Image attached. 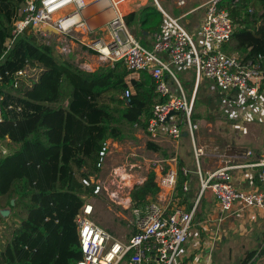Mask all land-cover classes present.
<instances>
[{"label": "built area", "instance_id": "obj_1", "mask_svg": "<svg viewBox=\"0 0 264 264\" xmlns=\"http://www.w3.org/2000/svg\"><path fill=\"white\" fill-rule=\"evenodd\" d=\"M127 1L129 0H24L12 23V39L8 50L31 29L42 44L51 45L47 40L55 36L58 42L57 49L55 48L57 52L61 56H76V63L81 64L76 66L82 71L93 73L97 71V66L99 69L122 63L129 75L148 73L155 83L156 93L165 98V102L154 105L153 117L146 124V131L151 135H163L173 140H180L184 131L188 133L194 143L202 193L211 191L224 211L231 210L236 202H241L246 208H259L264 212V192L235 188L231 183L229 168H220L207 177L202 175L199 165L202 149L195 145L197 124L192 119L198 86L203 80L213 82L223 95L232 92L240 94L238 100L227 102L229 109L224 106L226 115L231 117L237 115L243 104L258 99L264 91V56L256 61L245 62L223 50V45L245 27L242 21L245 19V12L254 16L256 10L248 8L235 21L231 10L221 7L222 0H209L197 40L178 18L155 0L162 14L163 25L153 35V50L149 51L131 33L125 15L119 9ZM240 2L241 0H234L232 8L239 7ZM91 7L94 10L91 11ZM97 21L104 23L97 24ZM80 49L87 53L77 54ZM89 52L97 57L99 64L89 63ZM5 62L6 55L0 59V68ZM188 68H193L196 76V88L189 97L175 73ZM31 71L28 69L16 73L15 88L19 87L22 79L27 80ZM129 75L126 78L127 89L122 96L127 104L135 94ZM6 76H10L8 72ZM3 84L4 77L0 76V86ZM3 100L4 92L0 87V101ZM17 110L21 111V108ZM2 122L3 113L0 108V123ZM109 150L106 141L99 154L95 181L89 177L83 179V184L93 187L95 196L106 192L117 198L119 194L115 190H119L120 185H113V182L99 176L105 167ZM247 155L251 157L253 153L248 151ZM146 164L149 171L159 167L155 161ZM141 165L126 161L114 168L111 177L119 182H132L135 179L133 172L140 169ZM248 166L259 168L258 178L264 182V157ZM159 169L155 183L160 191L174 190L178 184V170ZM182 171L187 177L189 172L184 168ZM146 181V178L138 180L133 184V189ZM189 188V184L183 187L186 192ZM87 198L85 196L84 204L75 218L83 253L82 260L77 264H178L181 249L188 240L196 207L187 211L179 206L165 207L158 201L149 200L142 209L134 210L138 216L136 232L127 242H121L96 222L95 206Z\"/></svg>", "mask_w": 264, "mask_h": 264}, {"label": "trees", "instance_id": "obj_2", "mask_svg": "<svg viewBox=\"0 0 264 264\" xmlns=\"http://www.w3.org/2000/svg\"><path fill=\"white\" fill-rule=\"evenodd\" d=\"M233 2L222 0L221 7L231 10L235 21L251 6L260 13L252 19L245 12V27L223 45V50L228 55H240L245 62L256 61L264 56V0H241L235 9ZM23 3L24 0H0V59L6 55L0 68V76L4 77L0 86L4 92V100L0 101V141L9 138L19 144L17 152L0 159V196L16 199L15 208L27 211L9 244L0 251V264H77L83 253L75 218L84 204L81 195L91 196L94 191L83 184V179L96 174L100 151L113 132L115 115H125L129 121L136 118L146 125L153 117L154 105L165 102V98L156 93L152 77L142 72L141 79L133 81L135 94L127 104L122 96L129 73L122 63L93 73L82 71L65 60L55 46L40 43L31 29L8 50L12 23ZM155 11L146 8L141 13V23ZM138 20V13L126 16L129 27ZM28 69L35 70L30 72L33 76L15 88L16 73ZM52 69L62 75L60 87L68 91L66 106H54L60 102L56 97L37 101L30 98L29 94ZM201 87L202 84L197 90L193 121L227 119L222 105L234 99L223 94L205 98L209 104L216 98L218 105L212 115L198 112ZM183 168L179 158V192L188 180ZM159 191L151 177L135 186L131 192L133 210L155 199ZM260 254L264 255V250ZM256 255L257 252L249 253L242 264H256L252 262Z\"/></svg>", "mask_w": 264, "mask_h": 264}, {"label": "crops", "instance_id": "obj_3", "mask_svg": "<svg viewBox=\"0 0 264 264\" xmlns=\"http://www.w3.org/2000/svg\"><path fill=\"white\" fill-rule=\"evenodd\" d=\"M89 1L91 2L92 0ZM181 1L183 2L182 4ZM164 2L170 4V6L174 5L168 11L171 15L172 13H179L182 10L181 8L186 5V0H178L176 4L175 0H164L162 5ZM148 3V0H129L121 5V10L125 17L132 13L140 14V20L134 23L132 27L128 26L129 30L134 36L141 34L144 39L151 37L153 42V35L161 29L163 18L162 16L161 18L155 17L156 12H154L142 24L143 14L141 13L146 8L155 9ZM92 10H94L93 7H91ZM157 12L162 15L160 11ZM145 13L149 14L150 12ZM189 16L198 19V16L192 12L183 14L181 17L186 19ZM202 19L196 21L195 31L193 27L190 29L192 32L186 28L197 40H199ZM96 23L103 24L104 22L97 21ZM163 57L166 59L165 56ZM101 68L105 67H100L99 69ZM99 69L97 66L96 70ZM176 72L182 73L184 70ZM190 72L195 75L193 70ZM129 78L133 86V81L141 79V73L131 74ZM208 81L204 80L205 83H201L202 89H210L213 93L217 91L214 83L211 81L208 83ZM179 83L184 90L182 83L180 81ZM195 88L196 76L190 86V95ZM6 92L9 91L5 90ZM227 102L229 101H226L222 106L229 109ZM227 116L229 117H227L228 119L223 117V119H217V121L202 119L195 122L197 124V130L194 134L195 145L198 149H202V155L199 158L202 175L207 177L220 168H229L232 178L231 183L235 188L264 192V182L258 178L260 169L248 166L264 157V138L262 137L264 132V95H260L258 99L250 100L243 104L236 116ZM217 123L223 126L227 125L228 128L220 127L219 131ZM145 126L142 120L133 118V121H129L125 115H115L113 132L107 140L110 147L109 155L106 159L105 167L100 171L99 176L104 180L113 182V185H120V189L115 190L119 196L113 198L106 192L97 196H86L88 197L87 200L95 206L96 222L106 228L114 239L127 242L136 232V222L129 237L121 236V228L112 219L113 215L117 216L120 213L116 211L117 209H113L109 202L115 203L124 209L131 207L133 210L131 204L133 184L143 178L148 181L150 177L155 182L159 176V167L168 170H178V160L180 158L184 162V169L189 172L188 180L184 183V185L189 184V191L186 192L183 189V191L179 192L181 182L179 177L178 188L161 190L155 199H149L158 201L165 207L179 206L187 211H191L196 207L194 220L188 233V240L181 249L178 264H242L247 255L254 252H257V255L252 262L264 264V255L260 254L264 250L263 210L246 208L241 202H236L229 211L222 210L211 191L207 190L202 193L201 178L198 173V163L191 137L189 135L184 136L185 132L180 140L166 139V137L160 135L149 134ZM188 140H191V144H188ZM184 145L186 146L184 147ZM18 150L19 144L12 142L9 138L0 141V159L11 156ZM248 151L253 153L251 157L247 155ZM126 161L142 164L140 169H136L133 172L135 179L132 182L127 181L125 183L113 180L111 174L114 168ZM149 161L158 162L159 167L149 171L146 164ZM122 191L127 196L123 197ZM118 198H125V201L123 203L117 202ZM15 205L16 199H10L9 196H0V214L3 216V221H7L8 216L12 215L13 212L11 211ZM99 209L102 210L97 218ZM137 218L138 216H135L136 221Z\"/></svg>", "mask_w": 264, "mask_h": 264}, {"label": "rangeland", "instance_id": "obj_4", "mask_svg": "<svg viewBox=\"0 0 264 264\" xmlns=\"http://www.w3.org/2000/svg\"><path fill=\"white\" fill-rule=\"evenodd\" d=\"M159 3L162 5V2L164 0H158ZM178 0H175V4L177 3ZM148 2L150 3V6H152L153 8L156 9V13H155V17L158 16V18L162 15H160L157 11H159L157 4L155 3V0H148ZM208 2L209 0H186V5L185 7L181 8L182 10L179 13H172V15L176 18H178L180 20V23L187 28L189 31H191V27H195V23L196 21H199L202 19L203 16H205L206 13V8L208 6ZM148 3V4H149ZM122 6H119V9L121 10ZM162 7H164V9H166L167 11L171 10L172 7H174V5L168 4L167 2H164ZM248 8H253V6L248 7ZM122 11V10H121ZM195 13L196 16H198V19H194V17H187L186 19L181 17L183 14L186 13ZM260 12H258L257 8H256V13L254 16H251L252 19H255V17L257 15H259ZM181 17V19H180ZM204 18V17H203ZM187 30V31H188ZM195 31V30H194ZM193 31V32H194ZM192 32V31H191ZM136 39L141 43V45L146 48L147 50L151 51L153 50V42H152V38L149 37L147 39H144L141 34H137L135 35ZM49 44H52L53 46H55V48L57 49V38L55 36L49 38L48 40ZM234 44V42H233ZM228 52V51H227ZM81 53H87L86 50L84 49H80L79 51H77V54H81ZM89 63L94 64L95 62L98 63L97 61V57L95 55L92 54V52H89ZM230 53V52H229ZM234 54V53H232ZM236 57L240 56L238 54H235ZM65 60H69L71 61L75 66H80L81 64H77L76 63V56L73 55H69V56H63ZM99 64V63H98ZM107 68V67H106ZM193 70V72L195 73L193 68H188L187 70H184V72L180 73V72H175L176 76L178 77V80L182 83L184 90L186 92V95L189 97L190 96V86L192 85L193 81H194V77L195 75L192 74L190 71ZM35 75V74H34ZM30 76H33L32 74H30ZM61 79H62V75L55 69H52L51 72H49L44 79L39 83V86H36V88L34 89V91L32 93H30V98L33 100H40V99H44V98H49V97H56L58 98V100L60 101L57 104H53L54 106L58 107V106H66L67 105V99H68V91L66 89V87L64 86L63 88L60 87V83H61ZM203 81H201V83H203ZM22 83H26L25 79H22L19 82V87L21 86ZM200 83V84H201ZM205 83V82H204ZM208 83H210L208 81ZM17 88V89H18ZM203 88V87H201ZM217 94L220 95L221 92L217 89V91H215L214 93L212 92V90L210 89H202L200 91L199 94V98H200V102H201V106L198 109V112L202 113L204 116L210 114L212 115L213 110L217 108V101L216 98H214V101L211 102L210 104L205 102V98H207V96H213V95ZM261 95H264V91L261 92ZM226 98L232 97L235 100H238L240 97V94L236 93V92H232V93H228L224 95ZM199 100V99H198ZM229 118V117H228ZM227 118V119H228ZM210 121H217V119H213ZM217 126L219 127V131H220V127H227V125H221L219 123H217ZM228 128V127H227ZM163 136V135H160ZM166 137V136H163ZM262 137L264 138V132L262 134ZM166 139H170L168 137H166ZM172 140V139H171ZM188 144H191V140H188ZM186 145H184L185 147ZM123 194H125V192H123ZM125 196V195H123ZM125 199V198H124ZM123 198H120L119 200H116L117 202H124ZM110 206L113 209H117L116 211H118L120 214L119 215H113L112 219L113 222L119 226L120 229V235H124L126 237H129L133 231V227L134 224L136 222L135 216L137 217V215L135 214V212H133V210L131 209V207L129 209H124L121 206H117L115 203L109 202ZM22 206V205H20ZM14 208V209H13ZM12 208V215L8 216L9 218H7L8 220L3 221L0 224V251L4 250L5 247L9 244V242L11 241V239L13 238V235L15 233V231L20 227L22 219L26 216L27 211L25 208L23 207H19V208ZM126 211H124V210ZM102 209H99L97 218L99 217V214L101 212ZM132 210V211H131ZM0 216L3 218V216L0 214ZM119 216V217H118ZM10 220V221H9ZM120 223V225H118ZM106 229V228H105ZM107 230V229H106Z\"/></svg>", "mask_w": 264, "mask_h": 264}, {"label": "water", "instance_id": "obj_5", "mask_svg": "<svg viewBox=\"0 0 264 264\" xmlns=\"http://www.w3.org/2000/svg\"><path fill=\"white\" fill-rule=\"evenodd\" d=\"M188 135V133H185L184 134V136H187ZM91 180L94 182L95 181V178L94 177H91ZM97 183H99V181H97ZM81 199L82 200H85V196H81ZM13 204H14V202H13Z\"/></svg>", "mask_w": 264, "mask_h": 264}]
</instances>
